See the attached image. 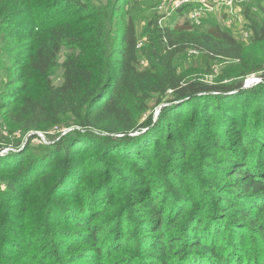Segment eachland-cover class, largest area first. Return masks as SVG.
Masks as SVG:
<instances>
[{"label":"trees","instance_id":"16d2710c","mask_svg":"<svg viewBox=\"0 0 264 264\" xmlns=\"http://www.w3.org/2000/svg\"><path fill=\"white\" fill-rule=\"evenodd\" d=\"M17 1L11 0L12 3ZM58 1L87 9L83 0ZM0 7L2 12H7L8 2L3 0ZM117 11L106 6L103 14L98 16L91 27L94 36L89 52L84 53L70 46V52L61 63L63 75L57 86L51 83L49 73L55 68L63 45L75 39L72 34L74 31L69 30L71 21L57 23L55 20L53 23L38 25L40 31L43 30L39 33L28 31L27 40H34L33 48L5 81L9 87H15L12 92L15 104L3 103V110H9L11 121L27 131L57 124L60 115L70 113L79 129L66 133L54 143L53 151L57 154L52 160L54 165H58L62 158L61 164L66 163L69 169V166L74 165L75 157L92 148L98 151V147H101L105 150L104 154L121 155L123 152L114 149L124 151L126 148L113 145L112 138L121 134L125 136L145 124L138 121L136 112L142 111L153 95L160 97L157 104H162L164 97L169 98L167 101H179L175 106L160 111L162 122H169L175 129L165 132L162 127H158L163 132L162 139L179 142H174L176 146L168 156L167 169L171 170V178H175L181 188L198 200L199 208L193 207L187 217V206H180L182 199L177 207H173L174 199H166L165 204L161 196L155 198V195H159L156 187L152 186L155 184L145 180L140 181L139 185L133 183L130 199L137 200L139 206L145 207L139 210L142 218L134 222L135 231L129 225L121 234L120 242L114 246L110 232L112 218L104 217L97 208L81 199L77 205L72 206L71 214L65 220L61 219V224L66 225V229L75 230V234L68 233L72 238L71 244L65 245L58 253L59 259H65L69 251H77L79 246L86 245L79 249V253L89 264H133L136 255L132 259L122 256L124 247L132 249L133 246V250L142 253L140 257L144 256V260L138 259V264H242L240 257H225L218 244L223 241L221 235L226 230L231 232L234 229L239 234L237 237L243 240L248 234L258 238L260 231L264 232V132L257 131L255 125L241 128V123L234 120L233 128L236 132L232 138L221 134L217 124L222 118L219 120L217 116L223 117L224 113L220 107L213 108L211 102L202 105V101L195 96L196 93L207 94L210 90L227 92L234 88L242 89V81L237 85H209L194 79L184 80L172 63L177 54L191 47L197 48L207 59L240 61L243 55L242 43L216 23L205 31L196 32L190 28L187 19L174 27L159 26L156 16L143 28L146 37L144 59L148 65L140 69L137 29L130 16H122L117 22L120 25L119 33L114 32ZM250 27L251 40L264 42V23L251 21ZM30 77L41 81L42 88L38 92L29 89L25 80ZM260 77H264V70ZM261 87L259 85L257 89ZM167 90H170L169 95ZM252 92V88L244 91L246 94ZM241 95V100H244L242 97L245 95ZM188 103L193 105V114L206 120L210 134L205 142L208 148H213V153L196 165L197 173L201 170L202 176L195 177L198 178L195 182V178H188L196 170L188 160L195 151L185 141L183 131L187 122L183 105ZM234 111L233 115L236 114ZM158 142L156 140L152 153L162 149V155L166 148H159L156 145ZM133 143L138 146L136 140ZM9 145L21 149L18 144ZM2 148L0 145V150ZM143 149L149 150L148 146H143ZM34 151V146L28 141L24 149L18 152L19 157L14 156L11 162H6L9 167L14 166V182H20V185L25 186L24 189L33 186L44 176L46 180L49 179V172L54 170L53 166L45 164V158H36ZM129 152L126 156L133 157L130 166L142 169L144 165L134 160L137 149ZM205 152L208 154L209 151ZM27 165L30 170L24 173ZM39 168L44 169L43 173L36 176ZM93 170L99 173L101 168L95 165ZM207 192L215 198L213 202L219 206L217 209L220 217L204 213L205 210L210 211L205 206ZM118 218L122 222L129 220L124 213H119ZM179 224H183V227ZM128 233L134 236V243L126 238ZM116 253L118 257H113ZM260 257L254 258L252 264H264V256ZM19 259L27 261L31 258L21 256ZM41 264H45L44 260Z\"/></svg>","mask_w":264,"mask_h":264},{"label":"rangeland","instance_id":"374dc122","mask_svg":"<svg viewBox=\"0 0 264 264\" xmlns=\"http://www.w3.org/2000/svg\"><path fill=\"white\" fill-rule=\"evenodd\" d=\"M83 1V4L87 5L86 10L75 8L73 5L58 0H19L16 3L4 0V2H8V11L2 12L0 7V145L3 146L0 150V264H26L29 260V264H41L43 260L45 264H89L79 253V249L85 248L86 245L79 246L77 251H69L65 259H59L58 253L63 250L65 245L71 244L72 238L68 233L75 234V230L66 229L67 226L61 224V219L65 220L71 214L72 206L84 199L90 206H94L102 212L104 217L112 218L110 232L115 246L120 242L121 234L128 226L131 225L132 231H135L134 222L142 218L139 210H144L145 207L139 206L137 200L130 199L132 184L139 185L140 181L145 180L155 184L152 186L156 187L159 192L155 198L161 196L165 204L167 203L166 199L170 198V200L174 199L173 207H177L178 202L182 199L183 203L180 206H185V208L187 206V217L189 213H192L193 207L199 208L198 200L181 188L175 178H171V170L167 169V160L176 144H174V140L162 139L163 132L159 128L162 127L165 132L175 129V126L169 122H162L160 111L163 108L175 106L179 101H167L169 98L164 97V102L157 104L160 97L153 95L151 99L147 100L144 109L136 112L138 121L145 124L125 136L121 134L112 138L113 145L126 148L124 151L114 149L123 152L121 155L104 154L105 150L101 147H98V151L92 148L91 151L75 157V163L73 166H69V169L66 168V163L61 164L62 158L58 165H54L52 160L57 154L53 151L55 150L54 143L66 133L79 129L75 124V118L70 113L60 115L57 124L46 125L40 130L27 131L11 121L10 111L3 110V103L15 102V96L12 94L15 87H9L5 81L13 75V71L17 69L16 66H20L26 55L32 51L34 40H27V35L28 31L39 33L38 25L53 23L55 20L57 23L60 21H71L72 23L69 30L74 31L72 34L75 39L63 45L55 68L49 73L51 83L57 86L63 75L61 63L66 54L70 52V46H75L78 51H84V53L89 52L90 42L94 36L91 27L96 23L98 16L103 14L106 6L118 9L115 13L114 32L118 31L119 33L120 25L117 22L122 16L132 18L140 41L138 43L140 69L148 65L144 59L146 37L143 28L150 19L157 16L159 26L170 27L180 25L187 19L190 28L196 32L205 31L210 25L216 23L224 30H228L242 43L243 55L240 61L207 59L197 48L191 47L185 52L177 54L172 63L176 72L184 80L194 79L209 85H237L242 81V89L234 88L227 92L210 90L207 94L196 93L195 96L199 101H202V105H208L211 102L214 104L213 108L220 107L224 113L223 117H225L223 119L221 115L217 116L219 120L222 118L217 124L221 134L232 138L236 132L233 128L234 120L241 123V128L245 129L255 125L257 131L264 132V77H260L264 70V42L251 40L250 27L251 21L256 24L264 23V0L235 2L233 9L237 15L232 17L230 23L225 21L227 13L221 9L205 13L200 23L190 20L187 10L193 0L185 1L187 3L183 8H187L186 11L183 8L174 7V0ZM2 2L3 0H0V6ZM25 81L31 91L38 92L42 88L39 79L34 80L30 77ZM259 85L262 87L258 90ZM251 88L253 89L251 94L244 93L245 89ZM169 94L170 90H167V95ZM240 94L245 95L242 97L244 100H241ZM183 109L184 118L187 121L183 129L185 141L195 151L188 157L190 165L196 168L195 172L188 175V178L192 179L202 176L201 170L197 173L196 165L202 163L207 155H211L213 148L206 146L205 141L210 134L206 128V120L195 113L193 114V105L189 103L183 105ZM191 110L193 111L189 113ZM232 110L236 113L235 115ZM34 135L35 137H33ZM133 140L138 142V146L134 145ZM156 140H159L156 144L159 148L160 146L166 148L162 155H160L162 149L152 153ZM28 141L35 148V157L45 158V164L53 166L54 170L49 172V179L46 180L44 176L33 186L24 189L25 186L20 185V182H14L16 177L14 166L9 167L6 162H11L14 156L19 157L18 152L24 149V145ZM9 144H18L21 149L13 148ZM143 146H148L149 150L145 151ZM135 148L137 154H134V160L138 164L144 165L139 170L130 166L133 157L126 156L130 153L129 151ZM205 151H209L208 154ZM51 154L53 155L50 158ZM33 164L34 162H32ZM28 165L24 173L30 170ZM95 165L101 168L99 173L94 172ZM43 170L39 168V174L36 170V176L42 174ZM87 174H92V176H87ZM196 180L198 178H195L193 182ZM212 196L210 192L206 193L208 199L205 206L210 211L205 210L204 213L220 217L221 214L217 209L219 206L213 202L215 198ZM132 207L136 208L131 210ZM119 213H124L129 220L125 222L119 220ZM179 226L183 227V224H179ZM258 235L260 237L257 238L248 234L246 235L248 237L243 240L237 237L239 234L234 229H231V232L226 230L221 235L223 241L218 244V247L222 249L225 257H240V263L252 264L254 258L259 259L260 256H264V232L260 231ZM126 238L132 243L135 242L132 233H128ZM122 252V256L127 259H132L136 255L133 264H138L136 263L139 262L138 259L144 260V256L140 257L142 253L139 250H133V246L132 249L129 246L124 247ZM21 256L31 259L20 260ZM113 257H118L117 253L113 254ZM139 264H149V262Z\"/></svg>","mask_w":264,"mask_h":264},{"label":"built area","instance_id":"2783aa9c","mask_svg":"<svg viewBox=\"0 0 264 264\" xmlns=\"http://www.w3.org/2000/svg\"><path fill=\"white\" fill-rule=\"evenodd\" d=\"M185 1L186 0H174V7L183 8L187 3ZM235 2H242V0H193V3L188 7L187 15L190 20L192 19L196 23H200L202 17L208 11H219V9H221L227 13L225 21L227 23H230L232 17H235L237 15L235 9H233Z\"/></svg>","mask_w":264,"mask_h":264}]
</instances>
